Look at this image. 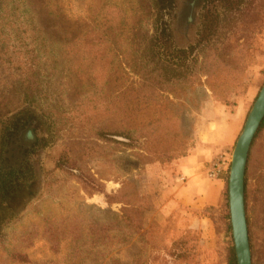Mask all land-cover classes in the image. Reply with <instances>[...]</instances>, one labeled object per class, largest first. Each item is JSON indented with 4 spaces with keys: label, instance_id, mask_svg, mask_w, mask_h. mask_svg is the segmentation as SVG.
<instances>
[{
    "label": "trees",
    "instance_id": "obj_1",
    "mask_svg": "<svg viewBox=\"0 0 264 264\" xmlns=\"http://www.w3.org/2000/svg\"><path fill=\"white\" fill-rule=\"evenodd\" d=\"M101 1L102 20L89 22L64 47L44 33L27 0H0V28H17L15 50L26 59L21 73L14 75L8 67L13 63L8 52L11 47L0 50V238L14 227L20 205L17 201L34 186L38 153L55 146L59 135L81 130L92 137L86 140L83 152L89 159L114 146L138 149L135 155L143 163H168L187 156L188 137L179 128L174 129V120L166 113L134 126L130 116L134 110L130 108L117 126L102 125V117H111L117 110L106 87L119 63L137 78L136 86L128 90L127 103L134 100L139 106L159 109L166 94L184 92L203 78L212 85L240 87L253 58L248 51L264 33V0H202L198 40L188 48H172L168 43L177 0H131L135 3L131 7L133 24L126 10L110 0ZM16 86L23 89L21 106L10 109L7 99L16 92ZM66 88L85 92L66 104ZM263 129L264 121L260 132ZM61 160L56 170L64 166ZM119 195L125 201L124 215L107 225L94 224L97 240L113 229L126 242L147 229L146 201L135 183L129 182ZM45 222L48 240L58 249L60 237L53 230L55 225ZM190 233L174 242L181 247L175 260L198 264L197 233ZM18 234L12 251L5 246L4 261H25L20 249L31 241V230ZM74 243L79 245L81 239ZM229 264H238L234 249Z\"/></svg>",
    "mask_w": 264,
    "mask_h": 264
},
{
    "label": "rangeland",
    "instance_id": "obj_2",
    "mask_svg": "<svg viewBox=\"0 0 264 264\" xmlns=\"http://www.w3.org/2000/svg\"><path fill=\"white\" fill-rule=\"evenodd\" d=\"M133 1L110 0L127 11L130 24L135 22L131 11L135 4ZM27 2L44 33L64 47H68L89 22L102 20L101 0ZM201 11L202 0H177L176 15L171 24L172 38L168 43L170 47L188 48L198 40V32L202 29ZM16 30L13 25L0 28V50L11 47L8 52L13 65L8 64V67L14 75L21 73L26 62L25 56H20L19 50H15ZM248 52L253 58L240 87L212 85L203 78L184 92L166 94L163 106L159 109L139 106L134 100L127 103L130 98L128 90L136 86L137 78L119 63L106 87L116 101L117 110L111 117H102V125L108 128L117 126L122 114L128 115L130 108L134 110L130 115L134 126L154 121L166 113L173 118L174 129L179 128L188 137L190 147L187 153L190 154L197 145L195 131L207 104L214 101L235 111L245 101L238 141L264 86V33L257 36ZM16 89L7 99L6 104L10 109L21 106L22 98L19 96L23 89L21 86H16ZM66 89V104L77 100L85 92L81 90L79 94L75 88ZM258 133L246 168L245 204L253 264H264V129ZM88 139L92 137L81 130H73L71 134L59 135L55 146L38 153L34 186L30 193L26 192L17 201L20 205L17 206L18 215L12 224L14 227L0 238V264H183L182 261H176L181 247L175 246L177 244L174 242L192 235L189 227L194 213L183 206L171 211L167 208L170 204L164 203L163 199L166 188L177 182L171 166L181 158L168 163H143L135 155L138 149L114 146L103 151L104 154L89 159L83 155ZM236 143L226 152L231 160ZM60 160L64 166L56 170ZM76 168L83 172L78 174L74 170ZM229 176L230 169L221 178L225 187L219 207L202 213L214 221L218 244L214 251L204 252L200 247V235L197 234L198 264H229L232 250H235L229 202L227 205ZM129 182L135 183L140 197L146 201L144 224L147 229L143 233H136L126 242L113 229L104 239L97 240L98 233H94L92 228L94 224L107 225L124 215L125 201L119 193L128 187ZM167 209L169 213H165ZM45 221L55 225L53 230H57L56 234L60 237L58 249L48 240ZM27 230H31V241L20 249L25 261L13 258L4 261L5 246L12 251L17 246L18 233ZM78 239H81L79 245L74 243Z\"/></svg>",
    "mask_w": 264,
    "mask_h": 264
},
{
    "label": "crops",
    "instance_id": "obj_3",
    "mask_svg": "<svg viewBox=\"0 0 264 264\" xmlns=\"http://www.w3.org/2000/svg\"><path fill=\"white\" fill-rule=\"evenodd\" d=\"M244 102L235 111L218 102L207 104L195 131L196 147L171 166L177 182L166 188L164 203L170 204L167 208L171 211L183 206L194 213L189 230L200 235V247L204 252L217 248L218 237L214 221L202 213L208 208L219 207L225 187L222 179H210L208 172L219 154L234 147L243 120ZM168 209L165 213H169Z\"/></svg>",
    "mask_w": 264,
    "mask_h": 264
},
{
    "label": "water",
    "instance_id": "obj_4",
    "mask_svg": "<svg viewBox=\"0 0 264 264\" xmlns=\"http://www.w3.org/2000/svg\"><path fill=\"white\" fill-rule=\"evenodd\" d=\"M264 121V86L252 107L233 151L229 176V208L238 264H253L245 204V177L251 147Z\"/></svg>",
    "mask_w": 264,
    "mask_h": 264
},
{
    "label": "built area",
    "instance_id": "obj_5",
    "mask_svg": "<svg viewBox=\"0 0 264 264\" xmlns=\"http://www.w3.org/2000/svg\"><path fill=\"white\" fill-rule=\"evenodd\" d=\"M231 158L227 153H221L212 162L211 168L208 172L210 179L218 180L221 179L226 171L230 169Z\"/></svg>",
    "mask_w": 264,
    "mask_h": 264
}]
</instances>
